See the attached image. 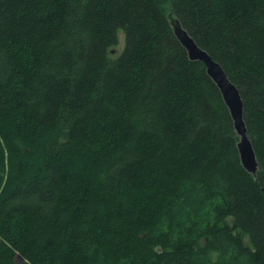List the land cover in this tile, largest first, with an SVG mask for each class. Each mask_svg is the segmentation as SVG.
Returning a JSON list of instances; mask_svg holds the SVG:
<instances>
[{"label":"trees","instance_id":"trees-1","mask_svg":"<svg viewBox=\"0 0 264 264\" xmlns=\"http://www.w3.org/2000/svg\"><path fill=\"white\" fill-rule=\"evenodd\" d=\"M263 186L264 0H0V264H264Z\"/></svg>","mask_w":264,"mask_h":264},{"label":"water","instance_id":"water-1","mask_svg":"<svg viewBox=\"0 0 264 264\" xmlns=\"http://www.w3.org/2000/svg\"><path fill=\"white\" fill-rule=\"evenodd\" d=\"M170 23L173 33L186 49L189 59L202 61L206 67L207 74L218 87L223 101L230 112L235 132L238 135L236 145L241 164L248 172L254 174L258 163L252 143L247 135V127L244 120V103L238 87L229 79L223 67L196 44L188 31L182 27L178 18H172ZM262 191H264V186Z\"/></svg>","mask_w":264,"mask_h":264},{"label":"rangeland","instance_id":"rangeland-1","mask_svg":"<svg viewBox=\"0 0 264 264\" xmlns=\"http://www.w3.org/2000/svg\"><path fill=\"white\" fill-rule=\"evenodd\" d=\"M119 39H120L119 44L117 46H115V48H113L110 51V53H112V54H118L121 51V49L123 47V43H124L123 42V35L121 33H119Z\"/></svg>","mask_w":264,"mask_h":264}]
</instances>
